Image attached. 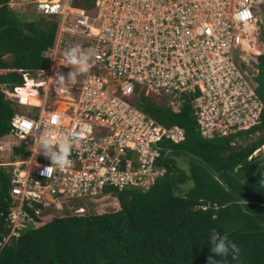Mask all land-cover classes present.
<instances>
[{
  "label": "built area",
  "instance_id": "1",
  "mask_svg": "<svg viewBox=\"0 0 264 264\" xmlns=\"http://www.w3.org/2000/svg\"><path fill=\"white\" fill-rule=\"evenodd\" d=\"M23 1L53 19L56 31L44 52L48 68L22 74L23 83L42 85L39 103L27 104L32 109L26 115L15 112L9 132L0 137V151L8 145L12 156L0 162L10 168L5 242L38 229L50 211L80 213L81 207H69L75 200L103 198L112 190L146 191L164 174L155 164L164 150L160 143L178 144L185 131L141 111V96L163 97L177 112L188 103L207 139L258 123L262 103L253 82L255 59L245 42L257 44L264 0ZM73 46L92 53L90 68L67 81L72 66L63 64L62 53ZM57 72L65 87L52 82ZM6 85H0L5 98L22 106L7 95ZM54 116L59 125H53ZM46 126L53 139L73 141L72 165L49 168L48 174L44 169L51 162L34 143ZM6 138L14 141L3 142Z\"/></svg>",
  "mask_w": 264,
  "mask_h": 264
},
{
  "label": "trees",
  "instance_id": "2",
  "mask_svg": "<svg viewBox=\"0 0 264 264\" xmlns=\"http://www.w3.org/2000/svg\"><path fill=\"white\" fill-rule=\"evenodd\" d=\"M10 2L0 0V71L7 70L0 73V85H12L7 94H32L22 74L48 68L44 52L53 45L56 24L9 7ZM257 70L253 82L262 103L260 119L229 137H201L188 103L172 113L146 99L141 111L182 127L185 139L160 143L164 150L155 164L165 172L146 191L109 193L118 203L116 211H50L38 229L5 242L10 174L0 166V264H206L209 255L219 259L208 246L213 232H226L239 249L222 257V264H264V157L252 155L264 145V54ZM15 112L0 90V137L9 132Z\"/></svg>",
  "mask_w": 264,
  "mask_h": 264
},
{
  "label": "clouds",
  "instance_id": "3",
  "mask_svg": "<svg viewBox=\"0 0 264 264\" xmlns=\"http://www.w3.org/2000/svg\"><path fill=\"white\" fill-rule=\"evenodd\" d=\"M92 53L90 51H81L78 47L73 46L65 51L64 65H71L72 69L67 73V81H75L77 75L87 73L90 68V59ZM65 78L59 72L56 73L54 82L56 87H65ZM24 82V81H23ZM7 99V98H6ZM53 125H59V118H52ZM34 143L37 145V152L43 154L50 160V165L44 169L48 174L49 168L65 169L72 165L71 146L73 141L67 137L52 138V128L45 127L39 132V135H34ZM42 150V152H41ZM260 150V149H258ZM256 151L259 152V151ZM208 246L211 253H214L219 259H214L211 255L207 257L206 264H222L221 258L227 257L229 253L239 251L237 245L229 239L228 234L213 232L208 236Z\"/></svg>",
  "mask_w": 264,
  "mask_h": 264
},
{
  "label": "rangeland",
  "instance_id": "4",
  "mask_svg": "<svg viewBox=\"0 0 264 264\" xmlns=\"http://www.w3.org/2000/svg\"><path fill=\"white\" fill-rule=\"evenodd\" d=\"M12 3V7L13 8H20V10H23V11H27V12H34V8H33V5L32 4H28V3H25L23 0H11ZM76 3V2H74ZM75 6L74 4H72V7ZM259 9L261 10L260 12V15H261V19L263 20V25L261 26V33H260V36L257 40V45L256 47L259 49V51L261 52L259 55H252L251 54V57L253 59H255V62L254 63H251L252 67L255 69V73L254 75L258 72L257 70V64H258V57L263 55L264 54V5H261L259 7ZM36 14V13H35ZM39 15V14H38ZM62 55L65 57V53H62ZM6 59H8L6 57ZM6 86H8V88L12 87L11 84H7ZM256 87V85H255ZM31 91V90H30ZM8 96H12V97H17L19 99V104H22L21 105H18L16 103H14L13 100H9L14 106L15 108L17 109V112L22 114V115H26L32 108H29V107H26L27 104H31V105H36L39 103L40 101V98H41V94L34 97L31 93H25L23 95H14V94H10L8 93L7 94ZM146 99H149L150 101H153L154 105H162L164 107V109L166 110V107L169 108L168 110H170L172 113H177V107H171L169 105V102L167 101V99L161 97V98H155V97H152V96H149V97H143L141 96V100H140V104L138 105V108L140 110H142V107H144V105H146V102L148 103L149 100H146ZM161 125L167 127L169 125H165L161 122ZM260 135V134H259ZM14 140L12 138H6L4 139L3 142H6V143H10L12 144ZM247 142H249L248 139H246ZM234 143L232 145H236L237 142L233 141ZM7 147L8 145H4L3 146V149L0 151V162H3L2 164H4L5 162H9L12 160V156L9 155L10 153L8 152L7 150ZM14 150V149H13ZM261 153V156L264 157V146L263 147H260V151L257 152V153H253L252 155L255 156L256 154H259ZM178 160V165L182 168H185L186 167V164H184L183 160L182 159H177ZM1 164V163H0ZM5 168V170L9 171V166L7 165H1ZM189 187V184H186L184 186V188H188ZM70 209H76V208H79L81 207L82 208V211L80 213H76V214H102V213H110V212H113V211H116L118 209V203L116 201V199H113L110 197V194H108V196H105L103 198H96V199H93V200H75V202L72 203V205L69 206ZM64 213H71L69 212L68 210L65 211ZM73 214V213H71ZM74 214V215H76ZM47 219V218H45Z\"/></svg>",
  "mask_w": 264,
  "mask_h": 264
},
{
  "label": "bare ground",
  "instance_id": "5",
  "mask_svg": "<svg viewBox=\"0 0 264 264\" xmlns=\"http://www.w3.org/2000/svg\"><path fill=\"white\" fill-rule=\"evenodd\" d=\"M55 1H58V0H55ZM257 43V42H256ZM257 44H255V41L252 40V44L248 45L247 42H245V46L246 48L249 50V52L252 54V55H259L261 52L259 51V49L256 47ZM25 86L26 88L31 92H32V95L34 97L38 96L41 94V91H42V85L39 84V83H35V82H31V80H26L25 81Z\"/></svg>",
  "mask_w": 264,
  "mask_h": 264
},
{
  "label": "crops",
  "instance_id": "6",
  "mask_svg": "<svg viewBox=\"0 0 264 264\" xmlns=\"http://www.w3.org/2000/svg\"><path fill=\"white\" fill-rule=\"evenodd\" d=\"M5 72H7V70L0 71V73H5ZM6 88H8V86H6Z\"/></svg>",
  "mask_w": 264,
  "mask_h": 264
}]
</instances>
